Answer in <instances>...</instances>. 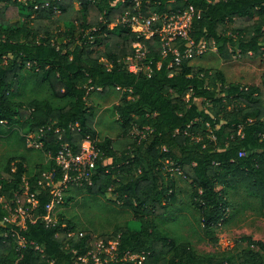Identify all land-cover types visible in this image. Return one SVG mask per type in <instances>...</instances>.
Here are the masks:
<instances>
[{
	"label": "trees",
	"instance_id": "1",
	"mask_svg": "<svg viewBox=\"0 0 264 264\" xmlns=\"http://www.w3.org/2000/svg\"><path fill=\"white\" fill-rule=\"evenodd\" d=\"M23 1L0 0V127L18 125L25 133L43 129L41 150L54 168L32 174L20 161L13 171L10 161L0 171L4 203L15 207L19 198L31 216L25 229L9 224L0 202V264H94L89 255L100 241L106 247L117 243L118 257L107 258L106 264H232L200 256L189 242L159 233L157 220L168 215L176 200L175 183L163 166L170 162L179 170L206 229L245 204L264 211L261 88L229 82L220 70L192 60L176 64L173 53L163 56L158 34L138 39L119 22L126 12L150 17L193 10L189 34L196 44L216 46L226 60L236 54L255 59L264 56V0H139L138 9L135 0L115 5V0ZM139 40L148 50L149 75L133 74L125 64ZM176 47L182 52L184 42ZM28 86L47 96L25 99ZM91 93L118 97L111 108L122 131L117 139L99 140V105L88 107ZM86 138L99 152L98 167L92 186L72 188L96 193L113 187L112 198L134 213L140 231L123 227L95 238L89 231L75 233L69 220L45 221L53 196L42 174L57 168L54 159L63 145L78 155ZM104 159L112 164L102 166ZM63 177L57 171L53 182ZM240 241L259 251L244 250L238 263L262 264L264 242ZM126 253L137 259L125 260Z\"/></svg>",
	"mask_w": 264,
	"mask_h": 264
},
{
	"label": "rangeland",
	"instance_id": "2",
	"mask_svg": "<svg viewBox=\"0 0 264 264\" xmlns=\"http://www.w3.org/2000/svg\"><path fill=\"white\" fill-rule=\"evenodd\" d=\"M120 1L115 0L114 2ZM203 55L204 58L201 60L193 59L192 64L218 69L224 73L229 82L240 83L242 86L260 87L264 104V86L262 84L264 56L255 59H240L239 54H236L231 60H226L227 54L220 55L216 46L207 47V51ZM140 65L146 67L148 62L143 60ZM35 95L39 98L47 96L44 94V90L35 92L31 86H28L23 97L26 99ZM117 104L118 97L116 95L102 99L97 94L91 93L88 107L99 105L96 120L99 140L107 137L117 139L122 135L120 126L116 122L117 115L113 114L111 110ZM197 105L199 108L204 106L201 100L197 101ZM131 132L133 134L140 133L137 130ZM31 135V132L25 133L18 125L3 123V126L0 127L1 172L10 161L13 171L16 168L14 164L21 161L29 171H32V174L53 167V163L43 155L42 146L37 148L29 142ZM94 163V169H96L98 164L95 161ZM110 164H112L111 159H104L102 162V166ZM163 172L167 178L172 179L176 188V200L172 205H169L168 215L157 220L158 231L163 237L178 241L185 240L190 243L191 248L198 255L225 258L232 264H239L236 258L244 250L259 251L256 248H249L246 243H242L240 240L249 237L264 242V211H260L255 204L251 203L249 206L245 204L234 214L227 213L224 221L218 226L206 229L201 225L199 212L190 198L191 191L180 178L179 170L175 169L170 162H165ZM24 180L25 188L29 190L25 177ZM92 184L86 186H92ZM71 188L68 186L62 194V198L50 207L51 217L48 218V222L57 223L63 219L69 220L75 227V233L83 234L89 231L94 234L95 238L102 234L111 235L123 227L135 232L140 231V223L136 220L137 217L134 213L123 206V201L112 198L110 192L113 187L102 189L96 193L90 192L84 187L80 191ZM2 197L0 185V200H3ZM25 216H27L26 213ZM99 244L101 245L103 242L100 241ZM114 244L116 245L113 243L112 246ZM111 250L112 247L106 251L110 252ZM262 264H264V259Z\"/></svg>",
	"mask_w": 264,
	"mask_h": 264
},
{
	"label": "built area",
	"instance_id": "3",
	"mask_svg": "<svg viewBox=\"0 0 264 264\" xmlns=\"http://www.w3.org/2000/svg\"><path fill=\"white\" fill-rule=\"evenodd\" d=\"M209 1L212 2V0ZM135 3L136 9H138L140 7V1L135 0ZM115 4L117 3L114 2V5ZM193 16V10H187L184 13L173 15L154 14L150 17H145L140 11H138L137 14L126 12L119 24L128 26L133 33L137 34L138 39L149 40L151 37L158 34L163 46V56H167V54L171 52L175 55V63L180 64L183 60H193L207 51L206 42L196 44L190 37L189 33ZM181 42H184V50L182 52L176 47V44ZM133 49L134 55L125 60L128 71L133 74H147L148 72L149 75V63L146 67L145 65H140V62L143 60L147 63L148 50L145 44L139 40L134 43ZM42 133L43 129L37 133L31 132L32 135L29 138L30 141H28L31 142L32 145L37 146V148L40 145L42 146ZM36 137H38V139H36ZM98 155L99 152L94 142L89 138L83 141L81 152L78 155H74L70 146L67 144L60 148L54 159L57 168L49 173L42 174L44 180L47 181L46 186L50 188V193L53 196V200L48 206V211H50L52 205L62 198V194L68 186L82 187L92 184V174L95 166L94 161L96 162ZM57 171L62 172L64 177L58 182H53V178ZM39 185L45 186L43 181H40ZM0 202L4 203V199L0 200ZM29 202L34 205V198H31ZM4 208L7 209L8 212L5 218L7 223L16 225L21 229L26 228L27 220L30 219L31 216L28 210L21 206V200L19 198L15 201V207L7 204L4 205ZM25 213L27 216H25ZM45 221L47 224H50L48 218L45 219ZM18 242L22 246L26 244L23 239H20ZM112 245L113 243H110V247H106L104 244H99L97 251L90 253L89 256H91L94 264H106L107 258L115 260L118 257L116 252L117 243L116 245L114 244V246ZM111 247L112 250L107 252L106 250L111 249ZM101 254H104L105 257L102 258ZM124 259L135 260L137 257L130 253H126ZM82 261L86 263L88 259H83Z\"/></svg>",
	"mask_w": 264,
	"mask_h": 264
},
{
	"label": "crops",
	"instance_id": "4",
	"mask_svg": "<svg viewBox=\"0 0 264 264\" xmlns=\"http://www.w3.org/2000/svg\"><path fill=\"white\" fill-rule=\"evenodd\" d=\"M118 1H120V0H118ZM122 1V0H121Z\"/></svg>",
	"mask_w": 264,
	"mask_h": 264
}]
</instances>
